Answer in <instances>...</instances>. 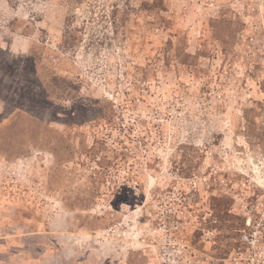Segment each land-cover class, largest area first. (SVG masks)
I'll list each match as a JSON object with an SVG mask.
<instances>
[{
  "label": "rangeland",
  "instance_id": "1",
  "mask_svg": "<svg viewBox=\"0 0 264 264\" xmlns=\"http://www.w3.org/2000/svg\"><path fill=\"white\" fill-rule=\"evenodd\" d=\"M0 264H264V0H0Z\"/></svg>",
  "mask_w": 264,
  "mask_h": 264
},
{
  "label": "built area",
  "instance_id": "2",
  "mask_svg": "<svg viewBox=\"0 0 264 264\" xmlns=\"http://www.w3.org/2000/svg\"><path fill=\"white\" fill-rule=\"evenodd\" d=\"M211 235H212V234L209 233V232H206V234H205V236H206L207 238H210ZM245 237H246V240H248V237H247V236H245ZM249 239H250L251 242L253 241L252 243H248L250 247H255V246L258 244V242H259V240H256V237L254 238L253 235H251V234H249ZM256 254H257V253L254 252V256H255Z\"/></svg>",
  "mask_w": 264,
  "mask_h": 264
}]
</instances>
